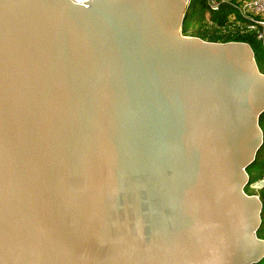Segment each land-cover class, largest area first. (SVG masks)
I'll list each match as a JSON object with an SVG mask.
<instances>
[{"label":"water","instance_id":"water-1","mask_svg":"<svg viewBox=\"0 0 264 264\" xmlns=\"http://www.w3.org/2000/svg\"><path fill=\"white\" fill-rule=\"evenodd\" d=\"M186 0H0V264H256L264 74L181 33Z\"/></svg>","mask_w":264,"mask_h":264},{"label":"trees","instance_id":"trees-1","mask_svg":"<svg viewBox=\"0 0 264 264\" xmlns=\"http://www.w3.org/2000/svg\"><path fill=\"white\" fill-rule=\"evenodd\" d=\"M230 15H235V19L240 24H244L245 21L241 18L238 12L228 4H222L217 11H212L206 4V0H190L184 14V20L181 27V33L183 36H188V32L192 30L195 26L199 28L196 30L193 37H197L206 42H217V43H227V42H243L250 46L253 51L254 60L260 73L264 74L260 70L258 65L259 60L264 63V49L261 43L256 40L254 33H244L239 34L238 28L232 31L229 27L228 17ZM204 22L206 25H204ZM209 28L211 35L205 36V33L200 31L201 29ZM264 123V112L259 116L258 126L262 131L263 141L262 145L255 155L254 161L246 168V173L249 177L248 185L245 187L244 191L248 195L256 194L258 199L262 204L261 210V225L256 232L259 239L264 241V187L256 193H248L247 188L249 185L262 177H264V131L262 125ZM256 264H264V257Z\"/></svg>","mask_w":264,"mask_h":264},{"label":"built area","instance_id":"built-area-1","mask_svg":"<svg viewBox=\"0 0 264 264\" xmlns=\"http://www.w3.org/2000/svg\"><path fill=\"white\" fill-rule=\"evenodd\" d=\"M78 3H85L90 0H76ZM190 0H186V5H189ZM207 6L212 11H217L222 4H228L233 7L245 23L240 24L236 21L235 15L228 17L230 29L238 28L239 34L254 33L264 49V0H206ZM249 187L258 192L264 187V177L251 183ZM258 198L256 194H254Z\"/></svg>","mask_w":264,"mask_h":264},{"label":"rangeland","instance_id":"rangeland-1","mask_svg":"<svg viewBox=\"0 0 264 264\" xmlns=\"http://www.w3.org/2000/svg\"><path fill=\"white\" fill-rule=\"evenodd\" d=\"M204 25H206V23L204 22ZM196 30H199V28L198 27H194L192 30H190L187 34H188V36H185V37H193V36H189V35H193V33L196 31ZM200 31H202L203 33H205V36H210L211 35V31H210V29L209 28H204V30H200ZM197 38V37H196ZM258 65L260 66V70L261 71H263L264 72V63L261 61V60H259V62H258ZM262 128H263V131H264V123H263V125H262ZM248 190H247V192L249 193H254V191L250 188V187H248L247 188Z\"/></svg>","mask_w":264,"mask_h":264}]
</instances>
